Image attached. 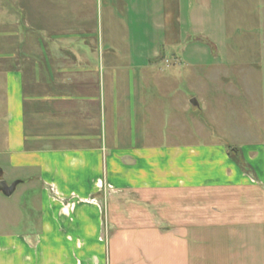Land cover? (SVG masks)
<instances>
[{
    "label": "crops",
    "instance_id": "1",
    "mask_svg": "<svg viewBox=\"0 0 264 264\" xmlns=\"http://www.w3.org/2000/svg\"><path fill=\"white\" fill-rule=\"evenodd\" d=\"M9 8L0 169L42 192L26 232L0 234V264H264V103L239 144L184 120L214 114L219 84L245 73L231 68L264 72V0ZM186 67L212 82L198 96L178 83Z\"/></svg>",
    "mask_w": 264,
    "mask_h": 264
},
{
    "label": "rangeland",
    "instance_id": "2",
    "mask_svg": "<svg viewBox=\"0 0 264 264\" xmlns=\"http://www.w3.org/2000/svg\"><path fill=\"white\" fill-rule=\"evenodd\" d=\"M16 1L17 0H0V21L7 24L14 23V29L16 28V21H13L15 14L14 10L11 11L9 7L16 5ZM9 29H11V27H9ZM258 33L261 34V38L264 39V31H262L261 29V31H258ZM246 48L248 52L252 53L251 47L247 46ZM219 60V65H226L222 62L224 58H220ZM219 60L217 61L219 62ZM193 68L195 69V67H186L183 74L179 76L181 81L177 82L180 83L181 86L183 85L185 87V92L187 94L193 91V93L198 96V86L202 87L207 84L210 87L212 82L204 81V79L199 82L198 76L194 75V73L192 72ZM223 69H225V67H223ZM238 69L245 72L243 78L237 79V77H232L236 76V71H239ZM230 71L233 72V74L230 75V77L232 78L231 81H229V83L227 84L220 83L224 81L226 76L225 74H216V81L217 83H220L218 88L220 89V93L217 92V97L221 99V104L218 106H214V114L217 118V121H209L210 118L214 117V114L213 110L208 106H205V114H199L198 112L193 113L191 112V110H187L186 115L184 116V120L186 126L185 128L189 130L188 132L193 133L194 127L196 130H198L199 124H202V135L206 133L209 137L213 138L214 136L215 139H224L228 143L233 144H239V142L243 143L249 138V134L257 135L259 133L260 127L257 122L258 114L256 112L259 109V105H261V103H264V72L259 73L257 67L251 68L250 66H245L243 68L235 67L231 68ZM162 81L164 80L162 79ZM202 83L205 84L203 85ZM235 86L238 87L235 88ZM1 97L2 92L0 89V148L3 144L4 135V125L1 117L3 108ZM199 99H201L200 96ZM204 99L205 98L202 97L201 100ZM214 99L216 100L217 98L214 97ZM208 108H210L211 112H209ZM226 117L228 118V120ZM196 119L198 121L195 123L194 121ZM189 140L191 139H184V141ZM194 140L200 141V136L194 138ZM6 173H8V171H6ZM2 180L6 181L9 184L11 183V179L6 175L2 176ZM41 192V187H38L34 183H21L17 185L14 193L9 197H6L2 193H0V234H2L3 232L24 234V232H26L29 225H32L34 221H36L34 214H36L40 209L39 202L41 198Z\"/></svg>",
    "mask_w": 264,
    "mask_h": 264
},
{
    "label": "water",
    "instance_id": "3",
    "mask_svg": "<svg viewBox=\"0 0 264 264\" xmlns=\"http://www.w3.org/2000/svg\"><path fill=\"white\" fill-rule=\"evenodd\" d=\"M189 102L192 108H195V107L198 108V104L194 98H192ZM21 183H25V181L16 180L10 184H7L4 180H2V171L0 170V193H2L4 196L6 197L11 196L13 192L15 191V188L17 187V185Z\"/></svg>",
    "mask_w": 264,
    "mask_h": 264
}]
</instances>
